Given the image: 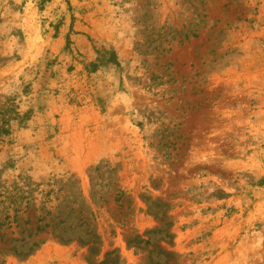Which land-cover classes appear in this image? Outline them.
I'll use <instances>...</instances> for the list:
<instances>
[{"label":"rangeland","instance_id":"rangeland-1","mask_svg":"<svg viewBox=\"0 0 264 264\" xmlns=\"http://www.w3.org/2000/svg\"><path fill=\"white\" fill-rule=\"evenodd\" d=\"M0 264H264V0H0Z\"/></svg>","mask_w":264,"mask_h":264},{"label":"trees","instance_id":"trees-1","mask_svg":"<svg viewBox=\"0 0 264 264\" xmlns=\"http://www.w3.org/2000/svg\"><path fill=\"white\" fill-rule=\"evenodd\" d=\"M58 216H59V214H58V212H57V214L54 215V217L56 218V217H58ZM60 217H61V216H60ZM55 218H54V219H55ZM60 220H61V219H60ZM49 221H52V220H49ZM60 222H62V221H60ZM46 224L48 225V222H47ZM80 225H81V224H80ZM61 238H62V237H61ZM61 238H60V239H61Z\"/></svg>","mask_w":264,"mask_h":264}]
</instances>
